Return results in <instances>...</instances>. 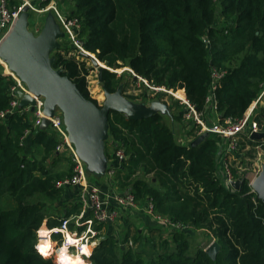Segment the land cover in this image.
Segmentation results:
<instances>
[{"label":"trees","instance_id":"obj_1","mask_svg":"<svg viewBox=\"0 0 264 264\" xmlns=\"http://www.w3.org/2000/svg\"><path fill=\"white\" fill-rule=\"evenodd\" d=\"M67 2L72 6L69 16L80 22L87 52L107 67H127L155 86L184 89L199 111L206 110L213 74L222 73L214 92L221 124L242 118L264 86V0ZM73 50L54 51L53 67L98 105L88 90L89 69L69 56ZM122 79L123 74L102 72L108 93H115ZM13 84L0 74V111L9 107ZM176 118L182 121L183 111ZM257 119L264 123V111ZM194 129L188 135L196 139ZM26 130L31 134L22 141ZM222 143L218 134L210 133L196 147L191 142L183 145L160 113L132 120L111 112L106 156L112 158L110 146L126 155L114 176L120 189L133 193L141 205L153 199L156 213L185 228L170 239L142 238L136 230L135 250L126 246L128 234L118 240L106 225L91 264H264V201L251 193L248 182L240 191L222 183L218 176ZM58 144L50 130L35 129L28 114L16 113L6 124L0 120V264H56L36 253L34 246L45 219L49 228L60 225L52 208L64 190L71 189L56 187L73 172L71 163L67 169L59 168ZM79 207L78 202L65 216ZM196 230L220 246L215 259L188 237ZM146 244L151 246L147 260Z\"/></svg>","mask_w":264,"mask_h":264},{"label":"built area","instance_id":"obj_2","mask_svg":"<svg viewBox=\"0 0 264 264\" xmlns=\"http://www.w3.org/2000/svg\"><path fill=\"white\" fill-rule=\"evenodd\" d=\"M26 7L29 8L28 12L33 14L53 12L55 21L60 25L62 29L61 32L67 43L72 44L74 50L79 52V55L89 54L85 50L84 42L80 38L81 25L79 20L64 14L53 0H0V49L4 41L13 32ZM0 66L3 69V75L11 78L14 82L9 89V107L0 111V120L6 123V121L16 113L20 115L28 114L30 115L34 128H41L44 119L49 118V129L59 140L56 151L66 154L73 169L72 175L58 181L56 187H77L79 189V201L82 203L83 207L88 208L92 214L91 218H85V211H83L81 215L74 218H62L60 225L54 228L46 227L44 222V226H41L37 231L38 239L34 246L36 253L43 258L47 257L38 250L39 245L44 240L43 236L47 235L52 243L55 240L60 242L59 244L61 246L58 251L61 247H64L67 248L72 255L82 256L84 252L83 249L86 247L90 250L91 255L83 256V259L84 261L90 260L95 247L99 244L101 239V233L98 227L101 225H117L121 211L133 212L143 210L159 224L162 229H167L168 232L171 233L185 228L183 224L173 222L169 218L156 213L155 205L151 198L146 201L144 206H140L136 201L135 195L131 192L124 194H119L116 191L104 193L99 186L92 183L87 175L86 163L82 160L75 144L70 139L62 110L56 106L54 114L51 117H47L45 113V96L31 93L27 84L14 72L10 71L7 63L3 61L1 57ZM222 77V73L215 72L213 74L214 81L207 97L205 111H199L196 106L188 100L184 89L178 88L174 90L158 87L141 77H137V79L143 81L149 89L148 92L150 94L164 93L176 99L182 107V124L185 126L187 132L195 128L194 132L198 137L205 133L218 134L223 142L220 145V154L218 156V176L220 180L231 190L234 189L232 184L243 179L244 183L248 182L251 193H255L253 185L263 172V168L259 171L258 175H255L257 169L252 170L243 164L236 163V161L240 157L243 159V155H246L245 152H250L249 155L253 154L258 158L264 155V139H253V135L255 134H264V123L261 124L257 119L259 116L258 107L262 105L264 99V89L261 90L257 99L252 103L242 118H228L224 124H221L220 121H218V114L216 112L214 92L217 88V81ZM21 92L31 96L34 99V104L21 106ZM179 92H182L183 96H178ZM30 134L31 131L26 130L25 135L22 137V141ZM193 139V137L188 136L186 139L187 141H183L182 144L187 145V143L189 144ZM241 143H246L245 147L241 148ZM239 150H244V154L239 156ZM110 154L114 160V164H112L108 175L114 178L116 169L120 168V164L126 159V155L123 150L117 149L114 146L113 149L110 150ZM244 160L247 159L244 158ZM72 223L73 228H71ZM45 232L47 234H45ZM70 239L74 240L75 244H72ZM126 246L134 248L135 245L133 240H128ZM57 252L50 259L55 261L56 264H61L58 261ZM51 254L52 251L49 255Z\"/></svg>","mask_w":264,"mask_h":264},{"label":"water","instance_id":"obj_3","mask_svg":"<svg viewBox=\"0 0 264 264\" xmlns=\"http://www.w3.org/2000/svg\"><path fill=\"white\" fill-rule=\"evenodd\" d=\"M28 11L29 8L26 7L13 32L4 41L0 49V57L7 63L10 71L27 84L31 93L45 96L47 117L54 114L56 106L62 110L70 139L75 144L80 157L87 165L99 171L107 161L106 141L110 113L119 112L132 120H141L152 116L156 111L151 108V111L149 109L139 112L138 108L123 95L121 86L115 93L106 91V100L102 107L87 99L77 84L61 70L53 67L54 58L51 55L59 48L57 41L63 33L54 21H49L39 35H33L28 31ZM96 63L100 65L99 62ZM99 70L101 79L104 70L112 71L105 65ZM135 77L137 79L138 76ZM20 99L21 106L34 104V99L22 92ZM49 127L50 120L46 118L42 128L46 130ZM208 135L205 133L193 140L192 147L200 145ZM253 139H264V134H255ZM243 183L244 180L241 179L232 186L236 191H240ZM253 187L258 197L264 201V168ZM219 250L220 246L215 242L206 252L215 259Z\"/></svg>","mask_w":264,"mask_h":264},{"label":"rangeland","instance_id":"obj_4","mask_svg":"<svg viewBox=\"0 0 264 264\" xmlns=\"http://www.w3.org/2000/svg\"><path fill=\"white\" fill-rule=\"evenodd\" d=\"M53 1L57 4V6L61 9V11L64 14H66L67 16L69 15V13L72 10V6L70 3L67 2V0H53ZM27 20H28V25H27L28 31L35 36L39 35L44 30L45 26L49 23V21H54L55 24L57 25V27L60 29V31H62L60 25L55 21V15L53 12H47L45 14L30 13ZM64 41L67 43L64 36H62L57 41L58 47H63V48L70 47L72 49L74 48L72 46V44H70V43L65 44ZM70 52L71 53L69 54V56H75V58L77 60H79L80 62H84L86 64V67L89 69V75L87 77L88 90L91 94V97L97 101L99 106L102 107L104 105L105 100H106L107 92L104 90V88L102 86V79L100 78V70L99 69L101 66H103L105 64L100 62L97 59L96 55L92 54L90 52H88V53L91 56H88L86 58L83 57L82 55H79L78 54L79 52L77 50H73ZM51 57H52V55H51ZM96 62H99V64L101 66L98 65ZM109 69L116 72L119 76L123 74L122 85L120 87V90L122 91L123 95L138 108V111L139 112H145L147 110L149 111V109L151 111L152 110L151 108H153L156 111V113L162 114L164 117V122L167 125L172 124L175 126V130L177 132L176 137L179 138V142H181V140L183 139V136H181L182 135L181 130L183 129V127L181 124L178 125V123H180V121L177 120L176 115L180 111H182V107L176 101V99L172 98V96H170L169 94H164V93L150 94L148 92L149 89L143 83V81H141L140 79H136L134 72L127 67L124 69H113V68H109ZM119 70H121V71H119ZM262 89H264V86ZM57 108H59V107H57ZM258 109H259L258 112L260 115L261 111H264V104L259 105ZM219 120H220V117L218 116V121ZM180 128H182V129H180ZM183 141H187L185 139V137H184ZM111 149H113L112 146H110V150ZM239 152H240L239 156H241V154H244V150L243 151L239 150ZM249 153L250 152H245L246 155H243L244 158H246L247 160H244V158L241 159V157H240L239 159H237L236 163L243 164L244 166H247L248 168H250L252 170L257 169V173L255 175H258L259 171H261L262 168H264V155H262L261 157L258 158L256 156H254L253 154L249 155ZM108 160L109 159L107 158L106 163H104L105 165H103V168L99 169V171L94 170L93 167L86 164L87 173L90 176H92L95 174V172H101L107 178L108 169L110 167L109 163H108V165H106ZM69 166H70L69 162L67 163L65 160L62 161L61 168L67 169ZM231 190L235 191L234 189H231ZM62 204H63L62 200L61 201L59 200L58 202H56L53 205V209H54L53 213L55 214V216L61 215ZM58 208H59V210H58ZM126 219H127V217H126ZM129 219H130L129 222L132 223L131 227L134 228V229H132V232L135 229H138L141 227L139 225L140 224L139 221H137L136 215H134L132 217L130 216ZM129 219H127V221ZM145 227H146V225H145ZM148 228H149V230L146 227L145 233L147 235L149 234L148 235L149 239L152 237H155L158 239V237L160 235L162 236V238L166 237V238L170 239L172 237V233L168 232L167 229L166 230L163 229L164 231L161 234L162 231L160 232L157 229L156 230L150 229L149 226H148ZM125 229H126V226H123V227L119 228L118 231H115V232L112 231L111 233L112 234L117 233L118 237L123 238V235L124 236L126 235ZM188 237L193 239L196 243H199L201 245V247L205 248V250H207L213 243H215V240L212 239V237L210 235L204 234V232H201L199 230L192 231L191 233H188ZM36 239H38L37 235H36ZM132 240H133L134 245H135V247L133 249L137 250V248H138L137 246L139 244L135 242V239H132ZM59 243L60 242L58 240L53 241V243H52L53 246L50 249V251H52V254L47 256L46 258L50 259L54 256V254L58 251L59 247L61 246ZM149 245H150V241H149ZM149 245L146 244L144 246L145 252L143 253V258L145 260H147V258H148V255H147L148 251L150 252V250H151V246H149ZM141 247L142 246L140 245V248ZM90 255H91V253H90ZM90 255H87V256H90ZM84 264H91V260H85Z\"/></svg>","mask_w":264,"mask_h":264},{"label":"crops","instance_id":"obj_5","mask_svg":"<svg viewBox=\"0 0 264 264\" xmlns=\"http://www.w3.org/2000/svg\"><path fill=\"white\" fill-rule=\"evenodd\" d=\"M30 14V13H29ZM1 67V66H0ZM0 71H1V73L0 74H2L3 75V69H2V67L0 68ZM4 76V75H3ZM4 77H6V76H4ZM264 102V99H263V101H262V105L264 104L263 103ZM7 122V121H6ZM1 123H3L2 121H1ZM3 124H6V123H3ZM179 124H181L182 125V127H183V129L182 128H180V129H182L181 130V132H182V135L181 136H183V139H184V137H185V139H187L188 138V132H187V130H186V128H185V126L182 124V121H180V123H178V125ZM167 125V124H166ZM171 130H172V132L175 134V136H177V132H176V130H175V126L174 125H167ZM35 129H39V128H35ZM41 129L42 130H44L42 127H41ZM46 130H50L49 128L48 129H46ZM184 131V132H183ZM192 137V136H191ZM177 138V137H176ZM183 139L181 140V142H179V138H177V140H178V142L180 143V144H182V142H183ZM195 139V138H194ZM193 139V140H194ZM192 143V142H191ZM109 151H110V148H109ZM58 155H60V158H59V160H60V162H59V168L60 169H63V168H61V163H62V161H66L67 163L69 162V163H71L70 162V160L67 158V156H66V154H64V153H58ZM107 157V156H106ZM108 163L110 164V167H109V169H108V173H107V175L109 174V171H110V169H111V167H112V165L111 164H114V160L113 159H109L108 160V162H107V164L106 165H108ZM86 168H87V166H86ZM88 174V173H87ZM88 176L90 177H88L89 178V180L91 179L92 181H94V182H96V183H98V185H99V187H100V189L104 192V193H111V192H114V191H116L117 193H119V194H124V193H127V192H124V191H122L121 189H120V186H119V183L115 180V178H111V177H109V175L107 176V178L103 175V173H101V172H95V174L94 175H92V176H90L89 174H88ZM109 178V179H108ZM109 180V181H108ZM75 189H76V187H71V189H69V190H64V194H63V196H62V198H61V200H62V209H61V215L60 216H55L54 215V217H57V218H59V220H60V222H61V220H62V218H74V217H76V216H79V215H81V213L83 212V211H85V215H86V217L85 218H91L92 216V214H91V212L89 211V209L88 208H84L83 207V205H82V203L79 201V190H78V192H76L75 191ZM75 195H76V197H75ZM60 200V201H61ZM78 202L80 203V207L78 208V211H76V212H74L71 216H69V217H67V216H65V213L67 212V210H69V211H73V209H74V206H76L77 204H78ZM140 206H144V204L143 205H141L140 204ZM61 208V207H60ZM142 209V208H141ZM53 208H52V214H54L53 213ZM58 210H59V208H58ZM78 212V213H77ZM52 214H51V216H52ZM134 215H136L137 216V221H139V225L141 226L140 228H138V229H135L133 232H132V229H134V228H132L131 227V225H132V223L131 222H129L130 221V216L132 217V216H134ZM126 217H127V219H129L128 221H127V219H126ZM135 219V218H134ZM44 222H45V224H44ZM44 222H43V224L46 226V227H49L48 226V219H45L44 220ZM42 224V226H44ZM145 225H146V227H147V229L149 230V228H148V226L150 227V229H154V230H159L160 232H161V234L163 233V229L159 226V224H157L149 215H147L143 210H139V211H133V212H125V211H121V215H120V218H119V220H118V224L117 225H110L111 227H109V231H113V232H115V231H118L119 230V228H121V227H123V226H126V229H125V234H128L129 235V240H132V239H135L134 237H135V235H136V233H135V231L136 230H140V234H141V236H142V238H144V237H146V238H148V235L145 233V230H146V227H145ZM71 228H73V223L71 224ZM98 228H100L99 229V231H100V233L102 234L103 232H105V230H106V225H101V226H99ZM113 236L114 237H116L118 240H121L122 238L121 237H118L117 236V233H114L113 234ZM121 236V235H120ZM124 236V235H123ZM164 238H166V237H164ZM167 239H169V238H167Z\"/></svg>","mask_w":264,"mask_h":264},{"label":"bare ground","instance_id":"obj_6","mask_svg":"<svg viewBox=\"0 0 264 264\" xmlns=\"http://www.w3.org/2000/svg\"><path fill=\"white\" fill-rule=\"evenodd\" d=\"M181 96V95H178ZM45 234H47L45 232ZM44 240L41 242V244L38 247V250L41 251L46 256H49L50 249L52 248L53 244L50 241V239L47 237V235H44ZM72 244H75L74 240L70 239ZM83 255H72L67 248L61 247L58 253V261L61 264H84L83 256L90 255V250H88L86 247L83 249Z\"/></svg>","mask_w":264,"mask_h":264}]
</instances>
